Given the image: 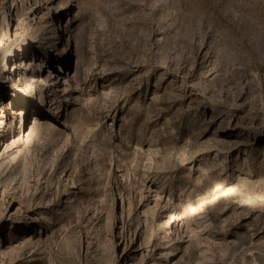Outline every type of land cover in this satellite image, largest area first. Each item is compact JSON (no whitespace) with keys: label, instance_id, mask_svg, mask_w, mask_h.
<instances>
[{"label":"rangeland","instance_id":"374dc122","mask_svg":"<svg viewBox=\"0 0 264 264\" xmlns=\"http://www.w3.org/2000/svg\"><path fill=\"white\" fill-rule=\"evenodd\" d=\"M1 121L0 264H264V0H0Z\"/></svg>","mask_w":264,"mask_h":264},{"label":"bare ground","instance_id":"6f19581e","mask_svg":"<svg viewBox=\"0 0 264 264\" xmlns=\"http://www.w3.org/2000/svg\"><path fill=\"white\" fill-rule=\"evenodd\" d=\"M50 26H51V25H50ZM66 26H67V25H66ZM56 27H57V32H56ZM56 27H55L54 30L51 32V36H52V37H50V38H51L52 40H54V41L60 36V32H64L62 22L60 23L59 26L56 25ZM61 42H62V41H61ZM56 43H57V41L54 42V44H56ZM67 43H68V42H67ZM65 48H66V46L63 47V49H65ZM37 49H39V50L43 49V43H42L41 41H39ZM31 97L34 98V95L31 96ZM31 97H30V96H27L25 99L27 100L28 98H31ZM40 98H42V95H40ZM29 103H30V101H29ZM32 103H34V102H32ZM0 123H2V121H1Z\"/></svg>","mask_w":264,"mask_h":264}]
</instances>
